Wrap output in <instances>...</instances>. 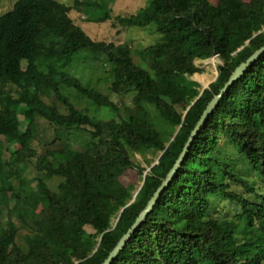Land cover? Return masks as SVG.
Returning a JSON list of instances; mask_svg holds the SVG:
<instances>
[{
    "label": "trees",
    "instance_id": "1",
    "mask_svg": "<svg viewBox=\"0 0 264 264\" xmlns=\"http://www.w3.org/2000/svg\"><path fill=\"white\" fill-rule=\"evenodd\" d=\"M112 1L75 0L69 7L56 0H17L0 16V138L7 139L9 154L8 161L0 158L6 177L0 180V264H103L166 180L209 103L264 47V0H147L149 15L139 10L115 19L123 28L152 26L159 35L157 43L134 52L93 41L69 16L73 10L86 22H106ZM77 56L111 64V93L131 95L132 105L119 106L59 71L57 64ZM212 58L223 65L201 94L187 77L199 72L195 61ZM28 82L37 84L22 107L18 97ZM63 88L74 89L109 118L82 114ZM44 98L62 104L66 114ZM147 105L169 127L166 135ZM21 110L29 113L24 130ZM37 118L57 133L41 155L33 147ZM60 132L84 133L87 140L78 149L51 148ZM140 149L160 155L134 196L120 178L134 169L144 175L130 157ZM30 165L41 210L22 215L9 207L10 198H23L22 188L12 197L6 190L17 175L19 185L28 187L23 174ZM53 177L61 179L55 192L46 183ZM104 197L120 210L114 225L98 204ZM223 204L233 206L232 215H223ZM111 264H264V53L223 95L153 211Z\"/></svg>",
    "mask_w": 264,
    "mask_h": 264
},
{
    "label": "rangeland",
    "instance_id": "2",
    "mask_svg": "<svg viewBox=\"0 0 264 264\" xmlns=\"http://www.w3.org/2000/svg\"><path fill=\"white\" fill-rule=\"evenodd\" d=\"M17 0H0V16L12 8L13 4ZM66 6L73 7L75 0H56ZM95 1V0H90ZM211 4H216L218 0H208ZM244 2H249L250 0H243ZM147 0H113L108 5V9H111V19L103 23L86 22V16L81 15L75 11L69 13L70 18L73 22L79 26L93 41L113 43L116 46H128L133 52L152 46L159 41V35L155 32L152 26L146 28H123L117 22V17H127L129 15L136 14L139 10H143L145 16L149 15L146 8ZM134 61H137L136 56H133ZM213 62L212 64L209 62ZM219 64H218V63ZM195 66L199 69V72L191 77H187V80L197 82L200 85V89H203L202 82L211 84L218 76V69L223 65L222 61L218 58H212L206 61H195ZM210 64V65H209ZM217 64V65H216ZM25 63H22V69L24 70ZM213 67V68H212ZM59 71L68 73L71 77L78 79L82 85L88 89L98 91L108 97L118 104L119 106H131L132 96H116L111 93L110 85L113 81V66L109 64L105 59H101L98 62H91L84 58V56H77L70 61L61 62L57 64ZM216 74V75H215ZM211 81V82H209ZM36 82H28V86L21 88L18 100L21 102L22 107L27 104L29 97L31 95V89H35ZM208 84V85H209ZM61 93L66 96L71 104L82 114L90 117H95L101 120H107L109 118V113L104 109H99L95 104L88 101L86 98L80 96L74 89L63 88ZM45 103L54 105L58 111L62 114H66V109L62 104L52 99L44 98ZM177 108L183 106L182 103L174 102ZM152 121L155 123L156 128L163 135L169 130V127L160 119L159 114L156 110L147 105ZM19 119L21 121V129L24 130L28 119L29 113L21 110ZM37 124V140L33 143L34 149H36L39 155L43 154L47 149L48 143H51L53 139L57 136L56 130L53 126L48 124L45 120L36 119ZM60 140L54 147L59 148L65 145H71L73 148L78 149L81 147L83 142H86V134H77L69 137L65 133H59ZM8 147V141L5 138H0V158L3 161H8L9 154L6 150ZM15 147V146H14ZM16 148V147H15ZM159 153L153 150L140 149L139 152L135 154L130 153V157L135 166L144 169V175L139 176L136 169L126 172L121 178L120 182L125 187H130L132 194L137 195L143 184V178L149 172L150 168L157 163ZM252 176V174H250ZM10 186L6 193L8 197L16 195V193L22 188L21 196L23 197L20 201L16 202L10 198V208L13 212H20L22 215H28L31 211L34 213H39L41 210V203L37 200L35 196V185L33 180L36 178L37 173L30 165L27 171L23 174L28 182V187H21L19 185L18 177ZM5 176L0 175V180L5 179ZM61 182L59 178H51L46 181L48 188L55 192L57 191V186ZM260 183V182H259ZM98 204L106 209L110 214H112V224L117 222V216L120 214V210L117 208L115 203L110 197H104L98 201ZM233 206L228 204H223L221 210H224L225 214L232 215L231 210ZM6 213V212H5ZM14 217V213H11ZM88 233H92L90 227H85ZM25 231L21 230L20 234H24Z\"/></svg>",
    "mask_w": 264,
    "mask_h": 264
},
{
    "label": "water",
    "instance_id": "3",
    "mask_svg": "<svg viewBox=\"0 0 264 264\" xmlns=\"http://www.w3.org/2000/svg\"><path fill=\"white\" fill-rule=\"evenodd\" d=\"M264 53V47L260 49L258 52H256L246 63L240 65L235 72L231 75L228 82L224 86V88L220 91V94L216 96L207 106L206 110L204 111L201 119L199 120L197 126L192 131L190 138L187 141V144L185 145L181 155L179 156L178 160L175 162L173 168L167 175L166 180L163 182V184L158 188V190L155 192L153 197L149 200L147 206L144 208V210L139 214L137 217L135 223L132 225V227L127 231V233L120 239L116 247L113 249V251L109 254L108 258L104 261L103 264H111L114 258L117 256V254L122 250V248L125 246L127 240L130 238V236L140 227L142 222L147 218V216L153 211V208L155 204L157 203L160 195L164 192L166 187L172 182L173 178L175 177L178 169L180 168L182 162L184 161L191 145L194 140V138L197 136L198 132L200 131L201 127L205 124L207 121L209 115L213 111V109L216 107V105L219 103V101L222 99L223 95L228 92L229 88L232 86L234 82H236L243 74L244 72L253 64L255 63L259 57ZM216 80V79H215ZM214 80V81H215ZM213 81V82H214ZM212 82V83H213ZM210 85V84H209ZM209 85L206 88H203L201 90V94L208 89ZM136 196V195H135ZM134 200L131 201V203ZM130 203V204H131Z\"/></svg>",
    "mask_w": 264,
    "mask_h": 264
},
{
    "label": "bare ground",
    "instance_id": "4",
    "mask_svg": "<svg viewBox=\"0 0 264 264\" xmlns=\"http://www.w3.org/2000/svg\"><path fill=\"white\" fill-rule=\"evenodd\" d=\"M209 63H213L212 61L211 62H209ZM218 63V62H217ZM219 64V63H218ZM210 65V64H209ZM217 65V64H216ZM213 68V67H212ZM216 75V74H215ZM209 82H211V81H209ZM208 84L209 83H205V82H202V86H203V88H206L207 86H208Z\"/></svg>",
    "mask_w": 264,
    "mask_h": 264
}]
</instances>
